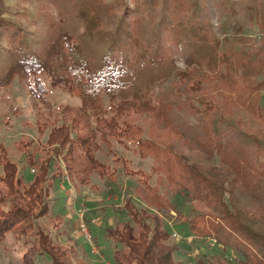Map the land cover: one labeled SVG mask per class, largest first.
Listing matches in <instances>:
<instances>
[{"label":"rangeland","instance_id":"obj_1","mask_svg":"<svg viewBox=\"0 0 264 264\" xmlns=\"http://www.w3.org/2000/svg\"><path fill=\"white\" fill-rule=\"evenodd\" d=\"M191 1L159 0V4L163 2L164 6L159 5L156 13H174L183 21H194L190 18L193 10ZM255 2L259 4L261 1L197 0L196 20L204 28L208 47H215L213 50H218L222 58L228 57L217 68L201 62L196 70L195 64H191V54L197 49H185L183 45L167 40L165 34L160 36L158 43L167 52L169 64L160 74L149 75L152 78L149 111H131L127 120L134 135L125 138L105 135L97 140L100 151L96 157L105 166V176L110 174L108 178L92 171L87 185L76 186L62 157L54 158L61 180L58 186L50 189L52 201L48 205L49 212L35 220L34 224L40 223L53 243L57 244L56 254L61 264H107L114 243L108 238L105 226L114 235L126 225L131 235L137 236L141 232V227L133 222L131 211L144 217L142 213L150 212L164 219L171 233L166 244L176 249L173 256L177 264H198L204 254L213 264H234L217 257L218 249L210 241H205V246L201 248L199 239H194L191 233L179 231L177 224L183 218L170 209L173 192L177 189L175 182H179V178L171 180L170 173L166 172V154L162 156L159 153L157 156L151 150L141 152L136 141L149 139L159 149L166 147L170 154L205 172L212 165L213 158L209 159L202 143L206 127L212 129L213 125L204 124L200 120L201 115L188 111L186 104L200 111L202 106L198 101L202 99L224 112V99L229 93L242 100L256 87L252 95L264 112V11L260 12V6H256ZM230 4L232 13L231 9H227ZM125 5L131 7L132 0H0V13L26 31L37 54H43L50 40L64 31L70 34L82 55L89 62L96 63L108 43L115 39L117 21ZM92 9L99 15L101 35L98 33L89 38L85 32V21L80 16L90 15ZM123 17L131 24L132 18L128 15ZM154 17L158 19L157 15ZM157 19L152 22L144 19L139 28L141 37L138 36L143 42L154 34L164 32L163 25L159 28L155 25ZM229 60L231 65H235L231 70L226 65ZM181 71L186 74L180 75ZM40 79L47 92V104L39 101L23 80L14 79L0 89V157L14 164L15 174L20 175L24 183L33 178L37 166L53 158L52 148L46 143L51 130L57 128L60 122L64 123L60 119L67 116L61 114L66 110L73 111L80 104L78 89L67 92L53 88L44 77ZM129 91L125 89L124 95H131ZM105 102L103 98L104 106ZM239 105L233 110L231 118L225 117L229 124L226 121L223 126L221 144L234 154L241 155L252 149L251 141L240 136L241 131H251L264 137V122ZM210 116L217 119L213 112ZM3 176L0 169V199L8 192L7 185L1 180ZM128 201L131 202L129 212L122 214L127 211L125 206ZM79 214L103 260L90 251L78 225ZM146 223L150 224L149 219ZM32 235L22 236L18 231L5 233L0 239V264H48L42 261L43 256L33 258L27 255L30 242L34 239ZM193 240L198 243L194 244ZM198 247L200 250L196 249Z\"/></svg>","mask_w":264,"mask_h":264},{"label":"trees","instance_id":"obj_2","mask_svg":"<svg viewBox=\"0 0 264 264\" xmlns=\"http://www.w3.org/2000/svg\"><path fill=\"white\" fill-rule=\"evenodd\" d=\"M260 1L255 3L260 6L261 12L264 11V0ZM191 2L193 10L190 18L194 21H183L174 13H156L159 5L163 4H159V0H132V6L125 5L117 21L115 39L108 43L96 63L89 62L73 43L70 34L64 31L50 40L43 54H37L26 31L0 13V89L14 79L23 80L30 92L47 104V92L40 79L44 77L53 88L67 92L78 89L80 97L77 108L61 114L67 116L60 119L64 123L60 122L57 128L51 130L46 144L52 148L53 158L37 166L38 170L31 180L24 183L20 175L15 174L14 164L0 157V169L4 173L1 180L8 187V192L0 199V239L8 232L18 231L22 236L32 233L34 239L30 242L27 255L33 258L43 256L42 261L48 264H61L56 254L57 244L53 243L40 223L34 224L35 220L49 212L48 205L52 201L50 189L58 186L61 180L54 158L62 157L76 186L87 185L92 171L102 178L109 177L110 174L105 176V166L96 157L100 151L97 140L105 135L116 138L134 135L127 120L131 111H149L151 101L148 95L152 84L149 75L160 74L169 64L167 52L158 43L162 34L175 45L197 49L191 54V64H195L196 70L201 62L217 68L228 59L222 58L218 50H213L215 47H208L204 28L196 20L197 0ZM124 15L132 18L131 24L124 20ZM156 15L158 19L154 17ZM80 17L85 21V32L89 38L99 33V15L93 9L90 15ZM144 19L150 22L157 19L155 25L158 28L163 25L164 32L154 34L143 42L139 28ZM229 61L226 65L231 70L235 65ZM243 69L248 70L246 67ZM179 74L185 75L186 72ZM125 89H130L131 95H124ZM251 91L254 94L256 87ZM252 94L248 93L241 100L229 93L224 99V112L202 99L198 101L202 106L200 111L186 104L188 111L201 115L200 120L204 124L213 125V131L206 127L202 143L209 159L213 158L212 165L205 172L170 154L166 147L159 149L149 139L136 141L141 152L151 150L157 156L159 153L162 156L166 154V172L170 173L171 180L179 178V182H175L177 189L173 192L170 206L172 212L183 218L177 224L179 231L191 233L194 239H199L201 248L205 246V241H210L218 249L217 257L234 264H264V137L242 130L240 136L251 141L252 149L241 155L234 154L221 144L226 118H231L238 103L254 118L264 122V112ZM103 98L106 99V106ZM211 112L217 115V119L210 116ZM226 124H229L228 121ZM130 205L128 201L125 206L127 211L122 214L129 212ZM142 214L146 217L131 211L133 222L141 227L137 236L130 234L127 225L116 235L105 226L108 238L114 243L107 264H177L173 256L176 249L166 244L171 238L167 223L154 213ZM147 219L150 224L146 223ZM196 249L200 250L199 247ZM201 257L198 264H213L207 255Z\"/></svg>","mask_w":264,"mask_h":264},{"label":"built area","instance_id":"obj_3","mask_svg":"<svg viewBox=\"0 0 264 264\" xmlns=\"http://www.w3.org/2000/svg\"><path fill=\"white\" fill-rule=\"evenodd\" d=\"M83 218H82V215H78V225H79V228H80V230L84 233V237H85V240H86V242H87V244H88V246H89V249H90V251L93 253V254H95V256H97V257H99V258H101L102 260H103V258H102V256H101V254H100V250H99V248L94 244V242L92 241V238H91V235L89 234V232L87 231V228H86V226H85V223L83 222V220H82Z\"/></svg>","mask_w":264,"mask_h":264}]
</instances>
